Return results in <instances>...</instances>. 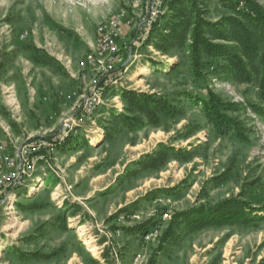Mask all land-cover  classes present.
Returning a JSON list of instances; mask_svg holds the SVG:
<instances>
[{
    "label": "rangeland",
    "instance_id": "obj_1",
    "mask_svg": "<svg viewBox=\"0 0 264 264\" xmlns=\"http://www.w3.org/2000/svg\"><path fill=\"white\" fill-rule=\"evenodd\" d=\"M255 1L264 9V0ZM145 2L0 0V96L7 107L5 114L10 115L8 122L14 125L17 121L10 114L15 106L7 103L13 89L4 87L2 81L17 79L19 63L25 64L29 83L43 85L49 92V117L34 116L32 123L51 133L84 91L81 74L92 73L86 57L96 25L110 12L123 9L137 22ZM195 2L208 22L216 23L231 14L219 0ZM134 7L137 13L132 14ZM195 17L192 4L180 0L143 44L133 43L135 34L126 38L135 57L127 65L117 64L121 79L106 89L105 105L96 115L97 126L73 136L77 148H67V143L59 148L40 191L24 197L26 189L18 187L21 196L16 206L12 210L0 206V235L5 243L0 248V264H120L126 254L135 259L136 250L125 252L126 246H116L114 254L105 243L111 229L121 230L118 241L128 234L132 244L142 245L144 234L139 225L148 223L149 232L159 228L160 238L150 244L154 255L176 212L226 199H240L253 209L264 206L260 74L250 68L252 80L238 78L226 60L203 53L200 75L195 76L190 56ZM204 29L213 42L230 53H240L236 42L214 39L215 33L207 26ZM15 46L25 53L23 60L11 51ZM128 50H124L125 57ZM31 59L33 67L27 61ZM30 86L32 96L38 93ZM124 92L135 98L139 93L150 95V101L171 105L173 114L162 112L160 104L125 101ZM209 93L226 104L223 112L241 123L247 140L215 127L202 102ZM143 159L148 162L139 163ZM79 192L87 193L85 198ZM122 203L106 216L110 206ZM135 214L141 218H133ZM87 241L98 247L97 255ZM157 252L161 264H264V221L194 232L182 222Z\"/></svg>",
    "mask_w": 264,
    "mask_h": 264
},
{
    "label": "built area",
    "instance_id": "obj_2",
    "mask_svg": "<svg viewBox=\"0 0 264 264\" xmlns=\"http://www.w3.org/2000/svg\"><path fill=\"white\" fill-rule=\"evenodd\" d=\"M175 1L177 0H146L145 10L137 22L123 9L110 12L97 24L95 47L87 54L92 73L81 74L85 81L84 91L71 112L60 119L51 133L28 134L22 141L4 142L0 139V206L6 210H12L16 206L21 196L17 192L18 187L26 189L24 197L40 191L46 186L45 179L56 160L59 148L80 131L89 132L92 127L97 126L96 115L105 105L106 89L121 79L122 73L116 72L117 64L122 62V66L127 65L135 57L132 47H128L123 37V25H134L133 43L140 46L152 36L156 27L161 28L163 17L171 12V5ZM124 50H128V57L124 56ZM35 188L39 189L34 191ZM133 218L138 219L139 216L135 214ZM160 231L155 228L143 235L144 242L157 238ZM3 244L5 245L0 235V248ZM1 251L0 249V254Z\"/></svg>",
    "mask_w": 264,
    "mask_h": 264
},
{
    "label": "trees",
    "instance_id": "obj_3",
    "mask_svg": "<svg viewBox=\"0 0 264 264\" xmlns=\"http://www.w3.org/2000/svg\"><path fill=\"white\" fill-rule=\"evenodd\" d=\"M171 5V12L177 2ZM192 4L195 12V22L192 29V41L190 43V53L192 70L195 76L200 75L203 66L202 54L219 56L229 63L233 74L244 80H252V71L258 70L260 74L259 87L260 96L264 100V9L255 0H219L230 11V15L222 18L216 23L206 21L201 12L196 7L195 0H185ZM170 12V13H171ZM208 27L215 33L214 39L230 40L236 42L241 48L240 53H230L224 45L213 42V39L205 33L204 27ZM252 68V69H250ZM142 94V93H139ZM123 93L125 101H142L145 105L157 106L160 103L150 101L144 93L142 95ZM139 99V100H138ZM203 100V99H202ZM201 100V101H202ZM204 110L208 118L221 132L232 131L240 139L247 140L245 129L241 123L234 122L226 113V104L221 102L213 93H209L207 101L203 100ZM162 112L173 114L171 105L164 102L159 105ZM149 111V110H148ZM67 148H77V138L71 137L66 141ZM152 158L153 157L152 155ZM147 159L139 163L145 164ZM257 213H254V212ZM180 220V221H179ZM264 221V206L259 209L249 207L240 199H226L214 205H198L188 210L173 214L167 229L161 237L157 251L162 250V244L169 240L174 230L182 222L185 223L189 232L205 229L210 226L246 224L252 221ZM148 223L139 225V229L145 235L149 232ZM44 255H49L44 253ZM156 253L151 257L149 264H156Z\"/></svg>",
    "mask_w": 264,
    "mask_h": 264
},
{
    "label": "crops",
    "instance_id": "obj_4",
    "mask_svg": "<svg viewBox=\"0 0 264 264\" xmlns=\"http://www.w3.org/2000/svg\"><path fill=\"white\" fill-rule=\"evenodd\" d=\"M135 13H137V12H136V8L134 7V11L132 14H135ZM130 16H131V14H130ZM131 18H132V16H131ZM133 27H134V25H128V24L123 25V35L125 37L126 42H127L126 38L128 39L130 35H134ZM95 31H96V29H95ZM95 37H94V40H91L89 43L90 51L92 48L95 47ZM36 48H38V49L41 48L43 50H46V49H44V47H39L38 45H36ZM11 51H15V53L17 52L16 55L18 56L19 60H23L24 59L23 57L26 56V55H23L25 53L22 54L18 50L17 46L12 47ZM27 61L30 63L31 67H33L34 59L33 60L32 59L27 60ZM86 62H87V57H86ZM118 64H122V62H120ZM18 65H19V67H18L19 69H18L17 73L19 76L17 75V79L15 81H12V82H3L2 81V84L4 85V87H7L10 85L9 88L13 89L11 92H13L14 97L17 100L16 104H10L8 102V100H9L8 98L11 94L7 96V103L9 105H12L13 107L15 106L14 110H13L14 113L13 112L10 113L11 117L15 116L16 117L15 119L17 120L16 124L11 125L7 119V116H10V115L5 114V112L7 111L6 104L4 103L3 98L0 96V132L6 134V135L1 134L2 137L0 136V139L4 142L5 141L6 142L13 141V140L22 141V140H24V138L26 137V135L28 133L38 134V133L48 132L47 127H44V126H41L38 128L33 127L32 122L34 120V116L37 118H40L39 116H41L43 119L46 118V116L49 117V115H50L49 109H50V103H51L49 100V92L44 91V88H42L43 85L39 86V84H38L37 86H34L33 81H31L29 83L27 81L28 75L25 74V72L23 71L25 64L19 63ZM31 67L29 68V70L31 69ZM88 68L90 69L89 65H88ZM1 70H6V69L1 68ZM1 72H3V71H1ZM7 73H9V71H7ZM74 75H76V74H74ZM29 86L34 90L37 89L38 93H37V91H35V94H33V96H32L31 91L29 89ZM38 101H40L41 104ZM70 112H71V110H70ZM60 119H61V117H60ZM60 119H59V121H60ZM24 122H26L25 123L26 125L24 124ZM27 124H29V127H27ZM48 176H50V175H48ZM86 194L87 193L83 194V193L79 192L77 195L80 198H82V197L85 198ZM89 196H91V194H89ZM120 206H123V203L116 205L115 207L110 206L107 209L106 216H110L113 212H116ZM138 216H139V218L137 220H139L141 218L140 215H138ZM127 224H128L127 226H129L130 222H127ZM107 232H108L107 236L109 237V240L106 241L105 243L108 244V246L109 245L112 246L114 254L117 255L116 246H119V248H124V246H126L124 249L125 252L130 251L131 248L132 249L134 248L136 250L135 259L132 256L130 257L129 256L130 253H129V254H126L127 256H125V259L122 260L120 262V264H149V261H150L151 257L153 256L152 255L153 253L151 254V252H152L151 249L154 247V245H150V244L154 243L157 240V238L153 239L150 242H147V244H146V242H144V239H143L142 245H140V243L135 245L134 243L133 244L131 243V241H130L131 238H130V235H128V234H126L122 237V241L117 240L119 237L122 236V232L120 229H111V231H107ZM160 236H161V234H160ZM159 238L160 237H158V239ZM114 241H116V243ZM160 242H161V240L159 241V244H160ZM157 248H158V246L156 247V250H157ZM156 250H154V252L156 253V255H155L156 256V258H155L156 264H161V262H160L161 256H158V252H156ZM138 255H140V257Z\"/></svg>",
    "mask_w": 264,
    "mask_h": 264
},
{
    "label": "bare ground",
    "instance_id": "obj_5",
    "mask_svg": "<svg viewBox=\"0 0 264 264\" xmlns=\"http://www.w3.org/2000/svg\"><path fill=\"white\" fill-rule=\"evenodd\" d=\"M9 103L10 104H16L17 103V100H16V98L14 97V95L12 94V95H10L9 96ZM81 229H82V232L80 233V235L81 236H84V235H86V233H85V230H83V228L84 227H80ZM80 229V230H81ZM85 229V228H84ZM87 245H89V249H90V251L94 254V255H97V251H98V247L95 245V244H93V241H87ZM2 249V248H1ZM70 264H72V263H70Z\"/></svg>",
    "mask_w": 264,
    "mask_h": 264
}]
</instances>
